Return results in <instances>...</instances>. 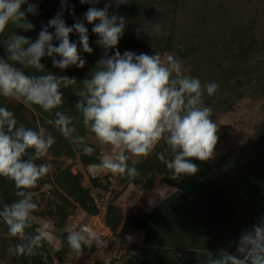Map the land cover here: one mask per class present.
Listing matches in <instances>:
<instances>
[{
    "label": "clouds",
    "instance_id": "1",
    "mask_svg": "<svg viewBox=\"0 0 264 264\" xmlns=\"http://www.w3.org/2000/svg\"><path fill=\"white\" fill-rule=\"evenodd\" d=\"M80 3L91 5L82 20L68 26L64 19L69 10L68 0H61V10L42 26L33 41L15 30L6 38L4 34L9 26L24 32L34 30L28 14L37 15L38 4L29 0H0V42L6 52V58L0 57V97L22 102L29 108L38 106L52 117L46 124L85 156H93L96 148L88 142V135L80 134L81 128L96 145L110 149L99 154L98 163L89 165L94 176L139 178L136 160H132L131 166L129 160L152 155L161 142L165 147L156 155L172 179L195 175L199 168L192 160L213 159L219 141L213 110L204 101L205 95L216 94L219 85L186 75L183 61L172 55L132 51L121 54L117 45L126 21L110 9L113 4L117 8L126 4V0H108L103 8L96 7L99 0ZM25 4L26 11L22 10ZM69 14L74 15V8ZM85 21L93 25L92 33L98 37L95 43L104 52L77 87L75 77L47 71L41 60L52 58L53 67L61 71L71 66L84 68L86 60L78 45H82L84 53L93 52ZM153 31L160 33V26L154 25ZM73 32L78 34V43L70 40ZM112 50L114 54L109 55ZM29 70H34L31 75L26 74ZM62 89H74L78 97L75 115L62 110ZM55 143V136L47 128L26 127L12 110L0 107V178L13 184L15 196L12 202L0 204V223L6 225L10 238L19 241L9 249L11 255L44 256L41 249L54 242L51 222L35 215L39 206L32 190L52 171L50 163L37 161L48 157ZM107 244L90 226L74 225L67 229L70 254L80 256L85 247L93 245L104 250ZM205 264H264V217L241 231L236 254L221 250L214 255L208 251Z\"/></svg>",
    "mask_w": 264,
    "mask_h": 264
},
{
    "label": "trees",
    "instance_id": "2",
    "mask_svg": "<svg viewBox=\"0 0 264 264\" xmlns=\"http://www.w3.org/2000/svg\"><path fill=\"white\" fill-rule=\"evenodd\" d=\"M179 1L153 0L156 4H150L144 3L143 0H126V4L118 8L113 4L110 12L123 16L126 21L124 34L117 46L138 54L168 52L183 61L186 75L198 77L202 83L216 82L219 85L216 94L204 97L205 105L213 110L214 121L233 106L239 99L240 91L247 89L254 81H249V77H262L264 95V67L261 72L260 65L254 61L255 54H264V28L258 26L264 18L262 0H254L256 7H260L258 9H253L254 6L250 4L252 0H190L191 3L184 0L177 6ZM107 2L108 0H105L103 7ZM30 3L38 4V14H28V19L35 26L34 30L24 32L9 26L4 34L5 38L15 30L18 35L34 41L38 38L42 26H46L61 10V0H32ZM158 3L164 6L163 10L157 9ZM68 4L69 10L65 11L64 19L68 26H72L76 20L83 19L90 4H81L80 0H68ZM246 6H251L252 13L260 16L257 26L254 24L256 16L245 15ZM73 8L74 15H70L69 12ZM26 9L27 5L22 6V10ZM157 24L161 28L158 34L153 31L154 25ZM85 26L89 31V44L93 52L84 53L82 45H78L82 58L86 60L84 68L71 66L61 71L53 67L52 58L44 57L41 60L47 71L75 77L78 80L77 87L79 81L90 75L104 52L95 43L98 37L92 33L93 25L85 21ZM70 40L78 43V34H70ZM0 57L6 58L2 42ZM30 71L34 70L26 71V74L31 75ZM73 91L74 89H62L65 97L62 110L70 116L76 114L74 105L78 100ZM5 106L12 110L18 121L26 127L38 129L35 115L30 113L31 110L22 102H10L0 97V107ZM33 108L42 115L41 126L47 128L56 138V143L49 152L54 156L64 154L74 157L76 151L73 145L46 124L45 117H52L38 106ZM80 134L86 135L82 128ZM222 135L223 133L218 131L219 140ZM164 147L161 142L152 155L135 163L141 173L135 180L117 176L116 182L111 184L104 182L109 176L95 177L90 179L92 187L89 188L83 184L82 173L75 174L70 167L58 172L55 175L56 182L63 192L59 195L62 205H57L58 215L65 219V210L74 209L76 206L88 214H98L99 209L92 190L97 191L96 197L109 193L111 199L105 213V222L115 234V238H118V228L124 221V215L117 201L128 186L133 184L138 190L147 192L159 183L166 184L174 188L169 196L150 212L128 217L130 225L145 233L144 247L135 252L132 247H127L120 253L119 261L123 264H205L208 251L214 255L221 250L236 254V244L241 231L249 229L264 217V122L256 127L251 137L233 151L206 162L193 159L192 162L199 168L195 175L172 179L170 171L156 155L163 151ZM78 151L84 168L99 162L97 157L100 153L97 149L91 157ZM165 155L168 156L167 153ZM129 165L131 166L132 162L129 161ZM14 199L13 184L0 178V204L10 203ZM207 201L211 203L210 210L202 207ZM60 241L61 246L55 254L58 257L75 258L77 255L70 254L67 245V231L61 234ZM18 242L12 239L11 245L14 247ZM41 251L44 256L11 255V264H51L52 256L45 246ZM87 252L88 247H85L82 255ZM95 264L105 263L98 261Z\"/></svg>",
    "mask_w": 264,
    "mask_h": 264
},
{
    "label": "rangeland",
    "instance_id": "3",
    "mask_svg": "<svg viewBox=\"0 0 264 264\" xmlns=\"http://www.w3.org/2000/svg\"><path fill=\"white\" fill-rule=\"evenodd\" d=\"M31 1L32 0H29V3ZM183 1L184 0H180L179 4H177V6H180L181 5L180 3H182ZM188 1L190 2V0H188ZM143 2L144 3H150V4H156L155 2H153V0H143ZM248 2H249V0H248ZM262 2H263L262 8H264V0H262ZM104 3H105V0H99V3L96 4V7L101 8V7H103ZM250 4L254 6L253 9L260 8L258 6L256 7V1H254V0H252V3H250ZM25 5H27V4H25ZM22 6H24V5H22ZM156 6H157V9L159 11L163 10L164 6L162 4L158 3ZM89 7H87V10ZM250 9H251V6H246L244 8V13H245V15H247V17L250 14H252L254 17L256 16L255 22H254V24L256 25L257 22L259 23L260 16L252 13V11ZM263 20H264V18H263ZM263 20H262V23L260 21V23H259L260 25H258V26H261L262 28H264V21ZM200 33H203V32L200 31ZM117 47H118L119 51L121 52V54H123L125 51H131V50L125 49L121 46H117ZM217 50L218 49H216V51ZM114 52H115V50H112L109 54L113 55ZM136 54H138V53H136ZM146 54L153 55L154 53L148 52ZM160 55L162 57H166L170 54L168 52H164V53H161ZM254 61H255V63H258L260 65V67H261L260 70L262 72V67H264V54H261V53L255 54ZM258 78H259L258 76H252V77H249L250 80L246 79L249 81H253V80L254 81L248 86L247 89L240 91L238 101L233 106H231L226 112H224L218 118H216V120L214 121L217 124L219 131L223 133L222 138L218 141V144L215 148L214 157H217L219 155H223L227 152L233 151L234 149L238 148L241 144H243L245 142L246 139H248L249 137H251L253 135L256 127L259 126L260 124H262V122H264V95L262 94V77H260L259 79ZM6 102L7 101H5V103ZM11 102H13V101H11ZM29 109L31 110L30 113L35 115L37 125H38V127H40L42 115L40 113H38V111L36 109H34L33 107H31ZM45 118L48 119L47 117H45ZM86 135H88V137H89L88 142L93 147H95L100 154L103 151H110V149L102 148V147L96 145L95 142L92 140L90 134H86ZM73 147L76 151V154L74 157H72V156L69 157V156L64 155V154L61 156H54L52 153L49 152L48 157H46L44 160H42V163H50L52 165V171L50 172V174L48 176H46L44 179H42L39 182V184L37 185V187L35 189L32 190L34 193V200L37 202V204L39 206L38 211L35 213V215H37L41 220L50 221L52 226H53L52 227V235H53V237L58 236V238L61 237V234L64 231H67V229L70 227L69 226V224L71 223L70 221H73V217H71V216L77 215L78 211L81 209H78L77 206L74 209L67 208L65 210V214H66L65 219H63L62 217H60V215H58L57 205H59V206L62 205V199L59 198L60 197L59 195H60V193L62 194L63 192H62V189H60V186L58 185V183L56 182L55 175L58 172L64 171L67 167H70V169L73 173H75V174L78 172L82 173L84 175V183H83L84 186L90 187V183H89L88 179L87 178L85 179V176H86L85 171L83 170V167L80 165L81 161L79 159V151H78L79 149H77L74 145H73ZM145 158L146 157H140V158L133 157L129 161L132 162V160L134 159V160H136V163H137V162L144 160ZM116 177L117 176L113 177L112 181L108 177L107 179L104 180V182L113 184L116 182V180H115ZM163 187H166V191H165L164 196H169L170 195L169 193H171L174 190V188L170 187L169 185H164ZM132 189H134L133 192H129V196H128L129 205L135 203V201L132 199L133 195H136L139 197H142L141 195H143L140 191H138L133 186H132ZM161 196H163V195H160L159 197H161ZM155 198H156V196H151L150 197L151 203H147L146 205H145V203H139L140 205H139L138 209L139 210H146V209L151 208L153 206L152 204H155L154 203ZM110 199H111L110 194L106 193L103 195V198L100 199L98 203L96 202V206L99 209V211L103 209L102 203L105 202L106 206H108ZM202 207L205 210L206 209L210 210V208H211L210 201H207L206 203H204V205ZM82 221H84V223H85L86 220L83 219ZM86 226H88V225H86ZM34 228H35V226L33 227V229H30L29 231L30 232L34 231ZM93 229L95 231H97V229H95V227H93ZM12 239H15V238H10L7 235L6 225H4L3 223H0V264H11L12 263V257H11V254L9 253V249L11 247H13L11 245ZM3 241H5V242H3ZM45 248L49 252V254L52 256V263L51 264H67V263H71V264H93L94 261L97 262V258H95V257L93 258L88 253L84 254L82 256L83 257L82 259L81 258L80 259L74 258L71 256L58 257L55 253L59 248H56V245L54 242L52 244H46ZM118 256H119V253L115 252L111 256V258H112V260L119 261V259L117 258Z\"/></svg>",
    "mask_w": 264,
    "mask_h": 264
},
{
    "label": "crops",
    "instance_id": "4",
    "mask_svg": "<svg viewBox=\"0 0 264 264\" xmlns=\"http://www.w3.org/2000/svg\"><path fill=\"white\" fill-rule=\"evenodd\" d=\"M80 165L83 167V170L85 171V174H86L85 179L87 178L89 183H91L90 179L95 178V177L104 178L106 176H109V179H111V181H112L113 177H115L112 174H102L99 176H94L92 174V172L90 171L89 167H86L84 169V166L82 165V163H80ZM164 185H166V184L159 183V184L153 186L147 192H142V191L138 190V188L136 186H134L133 184H130L128 186L126 191L122 194V196L117 201V205L122 210L123 215H124V221L122 222V224L118 228V233H117L118 238H115V234L106 225V222H105V213L107 211L108 206H106L105 209L100 210L99 213L95 214V215L88 214V213L86 214L85 211L79 210L77 215L71 216V217H73V221H70L71 223L69 224V226L72 227L75 225L78 227L80 225H85V226L88 225L92 228L95 227V229H97V232L102 236V238H104L108 241V244L104 248V250L97 249L95 247V245H93L92 247H88L87 253L90 256H92L93 258L94 257L97 258V262L102 261L105 264H123L120 261L112 260L111 256L115 252L119 253V255H120V253L123 252L127 247H132L133 252L140 251V249L142 247H144V238H145V233L143 231L136 229L135 227H133L132 225H130L128 223V220H127L128 217L131 215H138L140 212L141 213L150 212L162 200H164L167 197V196H164L165 191H166V187H163ZM132 186L134 188H136L138 191H140L143 195H141L142 197L133 195L132 199L135 201V203L129 205V200H128L129 192H133V190H134V189H132ZM90 187H92L91 184H90ZM92 191H93V197L96 199V202L103 198V196H101V198L96 197V193H97L96 190H92ZM171 193H169V194H171ZM160 195H163V196L159 197ZM151 196H156V198L154 199L155 204H152L153 206L149 209L139 210L138 209V207L140 205L139 203H145V205L147 203H151V200H150ZM83 219L86 220L85 223H84V221H82ZM54 238H55L54 243L56 245V248H60V246H61L60 237L58 238V236H55ZM82 256L83 255L81 254L80 256H76L75 258H79V259L81 258L82 259L83 258ZM95 262L96 261H94L93 264H95Z\"/></svg>",
    "mask_w": 264,
    "mask_h": 264
},
{
    "label": "built area",
    "instance_id": "5",
    "mask_svg": "<svg viewBox=\"0 0 264 264\" xmlns=\"http://www.w3.org/2000/svg\"><path fill=\"white\" fill-rule=\"evenodd\" d=\"M97 202H99V201H97ZM105 207H106V203L104 202V203H102V208L105 209ZM117 258H119V256ZM67 264H71V263H67Z\"/></svg>",
    "mask_w": 264,
    "mask_h": 264
}]
</instances>
